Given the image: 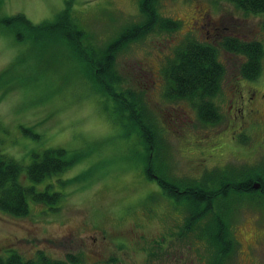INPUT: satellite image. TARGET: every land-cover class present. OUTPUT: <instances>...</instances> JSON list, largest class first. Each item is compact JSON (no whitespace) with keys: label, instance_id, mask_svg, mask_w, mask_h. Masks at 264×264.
<instances>
[{"label":"rangeland","instance_id":"1","mask_svg":"<svg viewBox=\"0 0 264 264\" xmlns=\"http://www.w3.org/2000/svg\"><path fill=\"white\" fill-rule=\"evenodd\" d=\"M139 3L0 0V19L24 14L39 24L65 11L85 31L84 44L103 51L144 20ZM158 9L180 28L131 43L114 68L123 89L144 92L171 154L172 177L202 179L218 167L264 164V56L260 77L248 80L240 72L247 57L220 45L235 36L264 46V17L226 0H161ZM189 38L217 46L226 67L215 100L223 114L218 124L202 122L190 101L165 95L164 66ZM79 51L63 39L0 24V153L27 167L36 154L62 148L71 162L39 183L23 175L60 200L30 199L26 216L0 210V257L17 251L68 264L71 256L81 259L77 264H208V245L181 234L184 212L146 173L144 142L127 122H116L115 101L93 88ZM255 189L232 219L239 247L229 264H264V191Z\"/></svg>","mask_w":264,"mask_h":264},{"label":"trees","instance_id":"2","mask_svg":"<svg viewBox=\"0 0 264 264\" xmlns=\"http://www.w3.org/2000/svg\"><path fill=\"white\" fill-rule=\"evenodd\" d=\"M161 0H140L144 20L124 28L120 35L103 51L90 43L84 44L87 35L65 11L55 20L33 23L24 14L6 16L0 24L14 30H26L30 37L44 36L51 40L63 39L76 48L86 61L87 76L96 92L115 101L116 122H127L137 131L146 149V173L155 179L178 210L185 214L181 234L196 236L205 241L210 252L208 264H229L237 253L239 242L232 232V219L240 211L245 197L254 194V184L260 183L264 191V164H231L208 170L202 179L176 178L168 166L170 151L165 146L162 129L147 105L144 92L123 89V78L115 70L117 53L131 43L141 40L148 33L175 31L182 22L163 16L159 11ZM246 12L264 17V0H226ZM38 33V34H37ZM230 52L245 55L240 72L248 80H256L262 73L264 46L260 41H245L235 36L225 37L220 44ZM91 51L92 55H89ZM168 85L165 95L171 99H186L196 108L199 119L208 124H218L223 119L216 97L222 92L226 67L219 59L217 46L189 38L176 48L163 69ZM126 125V124H124ZM65 150L47 149L36 154L24 167L17 160L0 153V210L13 216H26L30 212L29 200L57 204L59 193L39 190L26 184L25 175L32 183L42 182L48 176L63 172L71 162L63 159ZM263 166V167H261ZM24 178V180H23ZM264 195V194H262ZM261 197V195H259ZM74 264L80 262L71 256ZM0 264H68L41 254L35 259H25L17 251L0 257Z\"/></svg>","mask_w":264,"mask_h":264},{"label":"water","instance_id":"3","mask_svg":"<svg viewBox=\"0 0 264 264\" xmlns=\"http://www.w3.org/2000/svg\"><path fill=\"white\" fill-rule=\"evenodd\" d=\"M254 187H255V188H259V187H260V183H259V182H255Z\"/></svg>","mask_w":264,"mask_h":264},{"label":"flooded vegetation","instance_id":"4","mask_svg":"<svg viewBox=\"0 0 264 264\" xmlns=\"http://www.w3.org/2000/svg\"><path fill=\"white\" fill-rule=\"evenodd\" d=\"M243 112V111H242ZM244 114V113H243ZM245 116V115H244ZM255 185V184H254Z\"/></svg>","mask_w":264,"mask_h":264}]
</instances>
